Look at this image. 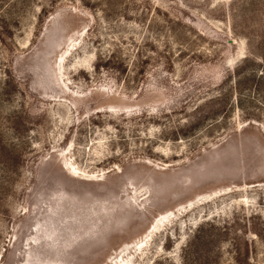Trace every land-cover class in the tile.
I'll return each mask as SVG.
<instances>
[{
	"label": "rangeland",
	"instance_id": "obj_1",
	"mask_svg": "<svg viewBox=\"0 0 264 264\" xmlns=\"http://www.w3.org/2000/svg\"><path fill=\"white\" fill-rule=\"evenodd\" d=\"M121 261L264 264V0H0V264Z\"/></svg>",
	"mask_w": 264,
	"mask_h": 264
},
{
	"label": "bare ground",
	"instance_id": "obj_2",
	"mask_svg": "<svg viewBox=\"0 0 264 264\" xmlns=\"http://www.w3.org/2000/svg\"><path fill=\"white\" fill-rule=\"evenodd\" d=\"M143 247V246H142ZM118 264V263H117ZM121 264H124V262L123 261H121Z\"/></svg>",
	"mask_w": 264,
	"mask_h": 264
}]
</instances>
